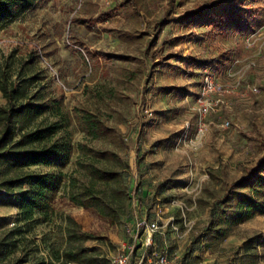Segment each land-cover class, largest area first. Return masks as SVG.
<instances>
[{
  "label": "rangeland",
  "instance_id": "374dc122",
  "mask_svg": "<svg viewBox=\"0 0 264 264\" xmlns=\"http://www.w3.org/2000/svg\"><path fill=\"white\" fill-rule=\"evenodd\" d=\"M123 2L39 0L23 18L0 27V69L15 74L31 60L33 71L47 75L49 94L62 97L70 110L98 113L119 135L112 146L109 139L86 138L74 123V153L64 173L78 168L82 142L114 148L129 164L122 171L128 209L118 221L76 205L65 183L47 219L29 241L26 233L14 235L17 247L1 264H19L26 253L22 264H82L64 255L66 247L80 246L94 264H112L123 246L145 249L147 232H137L136 224L154 220L160 226L154 249L175 264H250L241 257L252 236H261L257 264H264V215L241 224L218 246L206 233L224 183L264 153V0L246 1L234 31L210 17L216 6L222 10L221 0H177L170 14L169 0H143L141 10ZM203 6H209L205 17L189 16ZM209 71L230 83L240 77L241 83L207 116L202 134L197 100ZM5 102L0 91V104ZM18 215L17 200L0 188V238L20 225Z\"/></svg>",
  "mask_w": 264,
  "mask_h": 264
},
{
  "label": "trees",
  "instance_id": "16d2710c",
  "mask_svg": "<svg viewBox=\"0 0 264 264\" xmlns=\"http://www.w3.org/2000/svg\"><path fill=\"white\" fill-rule=\"evenodd\" d=\"M123 6L141 10L143 0H123ZM177 0H169L170 14ZM247 0H221V11L216 6L210 17L225 30L241 27ZM39 0H0V27L23 18ZM190 12L189 16L203 18L207 8ZM212 7V6H210ZM188 16V15H187ZM172 20V19H171ZM33 57V56H32ZM32 61L23 62L13 74L0 69V91L6 100L0 104V188L17 200L20 224L0 238V259L17 247L14 235H24L29 241L33 228L45 221L57 194L65 183L69 197L79 206L94 208L100 214L118 221L128 209V190L122 171L128 167L114 148L98 149L82 142L78 144L80 159L73 175L64 169L74 153L73 124L88 139H109L112 146L119 140L116 130L107 125L98 113L88 109H68L64 99L48 93L49 84L44 70L33 71ZM264 150V139L261 141ZM35 166L48 168L32 172ZM27 185L24 191L15 188ZM222 197L211 207V218L206 233L218 246L232 235L241 224L264 215V153L254 166H246L235 180L224 183ZM71 235V232H69ZM261 236L248 238L243 246L242 261L260 260L257 252ZM213 244H208L211 247ZM264 245V244H263ZM68 261L94 264L82 246L76 250L65 248ZM21 260L19 264L27 263ZM1 264V260H0Z\"/></svg>",
  "mask_w": 264,
  "mask_h": 264
},
{
  "label": "built area",
  "instance_id": "2783aa9c",
  "mask_svg": "<svg viewBox=\"0 0 264 264\" xmlns=\"http://www.w3.org/2000/svg\"><path fill=\"white\" fill-rule=\"evenodd\" d=\"M227 75L231 76L230 69L227 71ZM239 77L235 82L230 83L228 80L222 79L209 71L205 74L201 89L198 95V116H199V132H205L204 120L212 112L216 111L223 102V97L227 94H233L237 92L239 84L241 83ZM251 90L255 93L259 92V88L255 85L250 86ZM230 122L227 121L226 125ZM158 220L152 222L139 221L136 224V231L143 229L147 232V237L142 252L139 250H128L123 246L122 249L112 259V264H175V260L167 253H156L154 246V233L159 229Z\"/></svg>",
  "mask_w": 264,
  "mask_h": 264
},
{
  "label": "crops",
  "instance_id": "0c3cea01",
  "mask_svg": "<svg viewBox=\"0 0 264 264\" xmlns=\"http://www.w3.org/2000/svg\"><path fill=\"white\" fill-rule=\"evenodd\" d=\"M257 216H262V215H257ZM257 216H256V217H257Z\"/></svg>",
  "mask_w": 264,
  "mask_h": 264
}]
</instances>
